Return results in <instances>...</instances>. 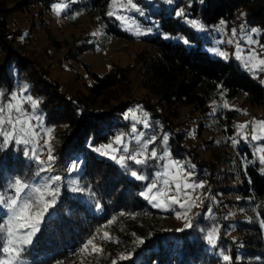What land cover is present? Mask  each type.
Returning <instances> with one entry per match:
<instances>
[{"label": "trees", "instance_id": "obj_1", "mask_svg": "<svg viewBox=\"0 0 264 264\" xmlns=\"http://www.w3.org/2000/svg\"><path fill=\"white\" fill-rule=\"evenodd\" d=\"M57 3L60 0H0V91L7 96L27 86L26 95L40 101L37 111L43 124L54 129L56 161L50 174L64 177L58 202L25 255L27 264H81L82 260L84 264H111L133 249V258L119 264H224L221 253L233 257V264H264V170L252 148L235 136L238 120L246 111L264 104V85L230 53L225 59L212 51L221 47L218 40L224 36L219 28L231 30L236 25H245V31L259 29L253 37L259 46L264 45V0H191V6L189 0L172 4L135 0L144 15L134 12L132 17L143 28L152 29L149 35L136 37L145 45L137 56L136 72L148 95L138 103L148 113L150 127L146 131L157 137V147L167 134L172 156L194 165L196 179L205 182L203 189H197L202 203L194 227L183 232L177 231L183 225L165 226L170 213L153 208L140 195L155 167L129 162L148 177L137 181L115 161L91 150V146L108 144L115 136L129 133L130 121L124 115L136 104L125 92L130 84L128 70L111 66L99 75L84 65L90 84L85 96L76 97L52 81L41 63L27 56L24 37L31 24L26 19L35 18L37 29L49 31L44 16ZM108 8L109 0H76L62 12L61 19L75 26L73 14L86 18L101 33L103 42L133 38L119 21L106 15ZM180 9L188 19L199 21L204 30L197 31L177 17ZM221 21L225 23L221 25ZM165 34L169 39L163 38ZM58 42L51 37L53 47H58ZM95 43L94 38L81 37L65 60H77ZM225 101L233 110L223 107ZM184 108L199 112L215 125L216 131L211 128L208 138L201 135L209 129L203 123L197 125L196 137H202L209 160L202 159L189 129H178L187 124L179 121ZM142 126L138 124V128ZM213 133L223 141L211 136ZM230 137L238 140L235 147ZM74 161H82L81 167L69 175L67 169ZM27 166L17 145L0 150V186L21 177ZM71 180L86 191H72ZM121 212L126 215L120 216ZM5 215L0 210V220ZM114 216L116 220L108 225ZM104 225L112 240H95L103 245L104 253L81 254L84 242L98 235ZM212 228H218L215 248L205 239ZM138 238H144L145 243L136 247L133 241Z\"/></svg>", "mask_w": 264, "mask_h": 264}, {"label": "snow or ice", "instance_id": "obj_2", "mask_svg": "<svg viewBox=\"0 0 264 264\" xmlns=\"http://www.w3.org/2000/svg\"><path fill=\"white\" fill-rule=\"evenodd\" d=\"M173 2L174 0H164L166 4ZM189 6H191V0H189ZM66 8L67 5L61 0L60 3L53 6V11L59 16ZM131 12L144 15L143 9L135 3V0H109L106 15L114 17L133 36L142 37L151 33V28H143L134 17L128 15ZM176 16L183 17L185 23L191 28L197 31L204 30V26L199 21L188 19L183 9L176 11ZM224 23L221 21V25ZM245 27V25H241L239 37H237L236 29H232L231 32L233 39L236 40L235 58L252 73L264 72V51H257L256 45L259 42L253 39V36L258 35L260 30L251 28L245 31ZM219 31L223 32L224 29L220 28ZM99 34L93 33V35ZM163 38L169 39L166 34ZM183 42L189 43L186 39ZM241 42L243 45L249 46L247 50ZM227 43L231 44L233 40H228ZM259 47L264 49V45ZM212 51L221 58H227V53L218 48L212 49ZM26 93L27 86L18 92L9 93L7 96L3 91H0V150L7 149L10 145L23 146L24 156L39 165L35 173V177H39L38 180L34 178L30 181L15 176L0 186V210L6 214L4 219L0 220V264H27L25 255L29 248L34 245L38 234L41 233L47 217L51 215L50 209L57 204L61 193V182L64 180V177L59 174H50L55 171L54 164L56 161L51 144L52 140L55 139L52 136L54 129L44 126L43 116L37 111L40 101L31 95H26ZM223 107L233 110L226 101ZM124 118L132 121L130 140L126 139V135L122 133L115 136L108 144L98 147L91 146V150L115 161L137 181H145L148 177L133 169L129 162L137 166L155 167L157 170L154 172L151 182L146 185L145 191L140 193L141 197L148 201L153 208L163 212L174 211L173 206H178L183 211L176 212V218L182 219L184 224L177 231L183 232L193 228L195 214L190 216L189 213L194 207H199L202 203L197 189H203L205 186L204 181L196 179L195 166L172 156L167 147L169 139L167 134L160 138L159 147H157L155 135L148 136L145 132L137 130L136 125L138 124H142L144 129L150 127L148 113L142 110H130L125 113ZM41 132L45 137L43 147L47 149L46 160L41 159L44 153L39 150ZM235 136L246 142L249 140L253 142L264 141V120H253L250 124L248 122L237 124ZM229 139L235 147L238 140L232 137ZM255 153L258 154L259 163L264 165V144L256 147ZM81 163L82 161H74L67 169L69 175L79 171ZM41 173H49V175L41 176ZM70 184L72 191H86V189L79 187L75 180H71ZM88 191L91 196H94V193ZM96 207L99 210L100 204L97 203ZM119 215L124 216L126 213L121 212ZM115 220L116 217L114 216L107 221V224L111 225ZM106 226L104 225L98 230V235L94 234L84 242L80 249L81 254L99 256L104 253L103 245L96 244L95 240L97 238L102 241L112 240L111 234L103 230ZM261 226L264 227V224ZM217 233L218 228H212L205 237L206 243L213 248L217 246ZM133 243L139 247L145 243V240L138 238ZM134 251L135 249L121 253L118 260H112L111 264L131 260ZM221 255L224 264H233V257L223 253ZM235 259L239 260L240 257L237 256ZM81 264H84L83 260Z\"/></svg>", "mask_w": 264, "mask_h": 264}, {"label": "rangeland", "instance_id": "obj_3", "mask_svg": "<svg viewBox=\"0 0 264 264\" xmlns=\"http://www.w3.org/2000/svg\"><path fill=\"white\" fill-rule=\"evenodd\" d=\"M76 0H63V2L70 7L71 3L75 2ZM61 2V0H60ZM134 13V12H132ZM128 14L132 16L133 14ZM62 13L57 16L56 13L53 11L49 15H45L46 22L49 24V31H44V29L38 28L37 24L38 20L33 17H28L26 21L31 24V30L29 34H26L24 37V41L26 42V51L27 56L35 60L37 63H41L46 71L48 72V77L52 79V81L58 83L64 90H66L72 96L81 97L85 96L88 92V85L90 84V77L87 72L84 71L83 66L86 65L90 72L98 73L99 75L103 74L104 72L108 71L111 66L124 68L128 70V78L130 84L128 85L129 90L125 91L130 96L132 101L136 105L132 107L131 110H142L143 112L147 113V110L142 108L138 105V103L145 99L148 95L147 92L141 87L140 78L137 74L138 62L137 56L141 51L145 48V45L138 39L136 36H133L129 31H126L124 26L122 29L126 31V33L133 37L131 39H106L104 42L101 40V33L96 29L89 20L86 18L78 15L73 14L72 17H75L76 25L69 26L65 19H61ZM58 19V22L55 23ZM68 25V26H67ZM223 28V27H220ZM219 28V29H220ZM237 30V37L241 34V26L233 27ZM224 29V28H223ZM231 30L224 29L223 32L220 31L221 35H223V39L218 40L221 47L220 50L224 51L225 53H230V55L235 58V46L236 40L233 39L231 35ZM93 33H100L99 35H93ZM149 35V34H148ZM86 36L88 38H94L96 40L95 47L92 50H88L81 54L77 60L66 61L64 56L68 52L71 47L74 45V41L80 39L81 37ZM51 37L56 38L58 42V47H53L50 43ZM253 39L256 40L255 37ZM228 40H233V43H227ZM223 41V42H221ZM242 43V42H241ZM222 45L224 47H222ZM242 46L247 50L249 47L248 45ZM257 51H264L261 49L259 45H256ZM237 60V59H236ZM240 62V61H239ZM241 63V62H240ZM243 66V65H242ZM130 70V71H129ZM254 77L257 79L259 83L264 85L262 81H264V72L260 73H252ZM21 89H17L15 92L20 91ZM228 104V103H227ZM229 105V104H228ZM230 106V105H229ZM231 107V106H230ZM253 120L261 121L264 120V104L260 107L249 108V111H246L245 115L240 118L239 124L250 122ZM129 124V133L126 134V139H131L130 133L132 128V121ZM178 122V120H175ZM179 121H185L189 128H186V125H182L179 130H188V135L190 138H193V144L195 147H199V153L203 160H209L210 156L208 152L203 151V141L202 137L208 138L211 134V128L216 131L215 125L210 119H205L203 116L196 111H192L189 108H184L181 111V118ZM35 123V122H34ZM198 123H203L205 129H209L208 131H204L201 136L196 137L197 132V125ZM136 128L140 132H145L148 135V131L143 128ZM53 136V133H52ZM150 136V135H148ZM211 136L218 137L220 140L223 141L217 133H213ZM43 133L41 132L40 138V145L39 150L42 151L44 154L41 156V159H47V149L43 147ZM53 142V140H52ZM51 142V144H52ZM255 153V148L258 147L261 143L253 142L251 140L246 142ZM256 143V144H255ZM19 151H21L22 157L26 159L27 169L26 171L21 173V177L32 181L34 178L39 179V177H35L36 170L38 169L39 165H36L33 161L26 158L23 154V146H18ZM231 147V146H230ZM258 159V154H256ZM259 162V159H258ZM262 169L264 170V165H262ZM156 170L153 171V174ZM152 176L148 179V182H151ZM42 176V174H40ZM146 184V185H147ZM146 185H144L143 191H145ZM149 203V202H148ZM150 204V203H149ZM151 205V204H150ZM174 211H169V217L165 221V226L172 227L174 225H183L184 222L182 219L176 218V212L183 211L178 206H173ZM157 209V208H156ZM199 207H194L189 213L190 216L195 214L196 219L199 215ZM160 210V209H158Z\"/></svg>", "mask_w": 264, "mask_h": 264}, {"label": "built area", "instance_id": "obj_4", "mask_svg": "<svg viewBox=\"0 0 264 264\" xmlns=\"http://www.w3.org/2000/svg\"><path fill=\"white\" fill-rule=\"evenodd\" d=\"M132 13V12H131ZM131 13H128V14H131ZM252 121L250 120V122H248L249 124L251 123Z\"/></svg>", "mask_w": 264, "mask_h": 264}]
</instances>
